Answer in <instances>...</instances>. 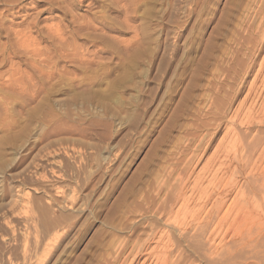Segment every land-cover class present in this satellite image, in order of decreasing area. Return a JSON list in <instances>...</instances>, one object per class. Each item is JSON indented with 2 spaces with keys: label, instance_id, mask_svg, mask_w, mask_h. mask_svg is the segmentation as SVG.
Here are the masks:
<instances>
[{
  "label": "rangeland",
  "instance_id": "1",
  "mask_svg": "<svg viewBox=\"0 0 264 264\" xmlns=\"http://www.w3.org/2000/svg\"><path fill=\"white\" fill-rule=\"evenodd\" d=\"M8 1L0 264H264V0Z\"/></svg>",
  "mask_w": 264,
  "mask_h": 264
},
{
  "label": "bare ground",
  "instance_id": "2",
  "mask_svg": "<svg viewBox=\"0 0 264 264\" xmlns=\"http://www.w3.org/2000/svg\"><path fill=\"white\" fill-rule=\"evenodd\" d=\"M11 1V3H12V0H10ZM10 1H8L9 3H10ZM16 1V0H15ZM15 1H13V3L15 2ZM5 2V1H4ZM7 2V1H6ZM63 2H64V0H63ZM3 3V2H2ZM26 3V2H25ZM66 3V2H65ZM1 4V3H0ZM4 4V3H3ZM12 5H15V3L14 4H12ZM53 5L54 4H50V8H49V10H51L52 9V7H53ZM63 5V4H62ZM61 5V6H62ZM68 5V4H67ZM31 6V5H30ZM29 6V7H30ZM18 7V6H17ZM59 7H60V5H59ZM65 7V6H64ZM65 8H67V6L65 7ZM62 9V8H61ZM13 10V9H12ZM63 10V9H62ZM67 10V9H66ZM17 11V10H16ZM62 13V12H61ZM68 13H69V11H68ZM18 14V13H17ZM25 15V14H24ZM32 15V14H31ZM30 15V16H31ZM69 15V14H68ZM70 15H72V14H70ZM93 15V14H92ZM1 16V15H0ZM33 16V15H32ZM31 16V18H34V16L32 17ZM39 16V15H38ZM74 15H72V17H73ZM24 18V17H23ZM30 18V19H31ZM35 18H36V16H35ZM56 18V17H55ZM1 19V18H0ZM5 19V18H4ZM22 19V18H21ZM29 19V18H28ZM27 19V20H28ZM71 19V18H70ZM73 19H74V17H73ZM76 19H78V18H76ZM75 19V20H76ZM101 19V18H100ZM9 20V19H8ZM34 20V19H33ZM60 20V19H59ZM72 20V19H71ZM5 21V20H4ZM10 21V20H9ZM8 21V22H9ZM21 21V20H20ZM26 21V20H25ZM31 21H32V19H31ZM30 21V22H31ZM73 22H74V20H72ZM78 21V20H77ZM8 22H6V23H8ZM12 22V21H11ZM28 22H29V20H28ZM56 22H57V24L55 25L54 24V26L53 27H50V25H49V27L47 28V25L46 24H44V25H46L45 27L47 28V29H45V31L47 30L48 32H50V33H54V34H56V33H59L61 30H60V26L58 25V20H56ZM2 23V22H1ZM15 23V22H14ZM42 23V22H41ZM55 23V22H54ZM76 23V22H75ZM77 23H79V22H77ZM24 24H26L27 25V23L25 22ZM63 24V23H62ZM10 25V24H9ZM74 25V24H73ZM6 26L7 25H5V28H6ZM41 26V25H40ZM52 26V25H51ZM66 26V25H65ZM20 27V29H22L21 27L22 26H19ZM24 27V26H23ZM3 28V27H2ZM33 28H36V22L35 21H33V22H31V23H29L28 24V26H27V28H26V26L24 27V29H26L25 31H27L28 29H29V31H31ZM66 28V27H65ZM69 28V27H68ZM19 29V31H20V33H17V30H13V31H16L15 32V34L13 35V36H16L15 38H13V39H15L16 40V38H18L17 39V43H15V40L13 41L15 44H16V46H18L19 48H18V50L20 51V48H21V50H22V48L23 49H25V48H28V51H29V48L31 49L30 50V52H26L30 57H32V56H34V57H36L35 59L37 60V62H35V63H39V64H47L46 66L48 67L49 65V67L46 69V70H44L43 68V70H41L40 68L42 67L41 65H40V68H38V67H35V66H30L29 64L26 66L28 69H29V71L25 74H23V73H21L20 71H19V68L18 69H16V70H13V71H11V72H13V73H11L10 74V77H9V82H7V83H5L6 85L5 86H9V87H13L14 85V87H17L18 85V89L19 88H22V85H28V84H30V86H31V88H32V92L30 93L31 94V96H32V99H33V97L34 96H36L40 91H43L42 90V88H39V86L38 87H36V85H38L37 84V82L39 83H41V79L42 78H44L45 79V82L47 83V82H49L50 80H52L53 82H54V76L55 75H58V74H54V73H56V72H60V71H57V66L58 67H60L59 65H57V61H58V58H59V55L57 54V47L61 44L59 41H60V39H59V41H58V39L56 40V42H57V44L58 45H56L57 47H54V49H52L53 47H51V50L49 49V51H48V49H46L47 51H48V53H42L43 52V50H42V48H41V50H39L40 48H39V46H38V48H36L37 46H35V39H33L31 36H30V34H32L33 35V33H30L29 31H28V33L27 32H23L24 30L22 29V32H21V30ZM67 29V28H66ZM3 30V29H2ZM35 30V29H34ZM33 30V31H34ZM44 30V29H43ZM43 30L42 29H40V28H36V34H39V35H42L44 32H43ZM68 30H70V28L68 29ZM67 30V31H68ZM5 30H3V32H4ZM9 31H10V29H9ZM12 31V32H13ZM64 31V30H63ZM62 31V32H63ZM5 32H7V31H5ZM4 32V33H5ZM11 32V31H10ZM61 32V33H62ZM95 32V31H94ZM17 33V34H16ZM35 33H34V35H35ZM68 33V32H67ZM75 33V32H74ZM96 33V32H95ZM7 33H5V35H6ZM8 34H11V33H8ZM13 34V33H12ZM11 34V35H12ZM45 34H48V33H45ZM65 34V33H64ZM57 36L59 35V34H56ZM77 35V34H76ZM7 36V35H6ZM38 36V35H37ZM48 37L49 36H51V35H47ZM56 36V37H57ZM66 36V35H65ZM64 35L62 36L63 38L65 37ZM68 36H69V33H68ZM3 37H5V36H3ZM8 37H9V35H8ZM35 37H36V35H35ZM41 37V36H40ZM45 37V36H44ZM54 35H53V39L54 38H56ZM61 37V38H62ZM75 37V36H74ZM73 37V38H74ZM263 37H264V35H263ZM11 38V37H10ZM37 38V37H36ZM51 38H52V36H51ZM2 39V38H1ZM67 39V38H66ZM5 40H6V38H5ZM63 40V39H62ZM61 40V42H63ZM65 40V39H64ZM12 41V40H11ZM11 41H9V42H11ZM49 41H50V37H49ZM8 42V43H9ZM38 42V41H37ZM51 44H52V39H51ZM65 42V41H64ZM6 43V42H5ZM43 43V42H42ZM42 43H40V44H42ZM49 43V42H48ZM55 43V42H54ZM68 43V42H67ZM66 43V44H67ZM13 44V43H12ZM11 44V45H12ZM14 44V45H15ZM8 45H10V44H8ZM10 45V46H11ZM50 45V44H49ZM64 46H67V45H64ZM69 46V45H68ZM67 46V47H68ZM3 47V46H2ZM13 46H11V47H9L10 49H12V50H15V51H18L17 50V48H12ZM41 47V46H40ZM5 48H6V46H5ZM4 48V49H5ZM4 49H1V51H3ZM63 49H65V48H63ZM68 49V48H67ZM26 50V49H25ZM25 50H23V52H25ZM5 51V50H4ZM9 51V50H8ZM19 51H18V53H19ZM46 51V52H47ZM10 52V51H9ZM22 52V53H23ZM7 53V52H6ZM25 53V54H26ZM73 53H74V51H73ZM78 53H80V52H78ZM8 54V53H7ZM17 53H15V52H10L8 55H6V54H4V52H3V54L0 56L1 58V60H0V67H4L5 66V64H6V61H7V59L8 58H13V57H15V55H16ZM60 54H64V53H61L60 52ZM78 55V54H77ZM80 55V54H79ZM16 56H18V55H16ZM21 56V55H20ZM64 56H66V54L64 55ZM26 57V55L24 56V58ZM42 57V59H38V58H41ZM74 57V56H73ZM29 58V57H28ZM64 58V57H63ZM66 58H67V56H66ZM56 59H57V61H56ZM71 59V61H72V58H70ZM32 60H33V58H32ZM65 60V59H64ZM251 60V59H250ZM12 61V60H11ZM11 61L9 62V63H11ZM27 61V60H26ZM33 61H35V60H33ZM75 61V60H74ZM74 61H72V63H75ZM76 61H77V58H76ZM24 62V61H23ZM32 62V61H31ZM78 62V61H77ZM76 62V63H77ZM85 62V61H84ZM83 62V63H84ZM27 63V62H26ZM34 63V64H35ZM14 63L12 62V65H13ZM33 64V62L31 63V65H34ZM9 65V64H8ZM16 65V64H15ZM23 65H24V63H23ZM22 65V66H23ZM38 65V64H37ZM45 66V65H44ZM46 66H45V68H46ZM84 66H86V65H84ZM19 67V66H18ZM15 68H16V66H15ZM59 70V69H58ZM264 71V70H263ZM15 76H19L18 78H14ZM54 77V78H53ZM53 78V79H52ZM93 80V79H92ZM61 81V80H60ZM43 82V81H42ZM59 82V80H57V83ZM50 83V82H49ZM51 84V83H50ZM49 84V85H50ZM21 86V87H20ZM26 86H25V88H26ZM42 87V86H41ZM52 87V86H51ZM50 87V89H52ZM24 88V87H23ZM28 88V87H27ZM5 89H7V87L5 88ZM47 89H49V88H46V91H47ZM49 89V90H50ZM21 90H23V89H21ZM30 90V89H29ZM29 90H27V91H29ZM13 91V90H12ZM15 91H16V89H15ZM19 91V90H18ZM26 91V89L24 90V92ZM26 91V94L28 93ZM20 92V91H19ZM44 92V91H43ZM42 92V93H43ZM50 92V91H49ZM58 92V91H57ZM41 93V92H40ZM61 93V92H60ZM39 95V94H38ZM27 97H28V95H27ZM41 97V96H40ZM35 99H36V97H35ZM34 99V100H35ZM46 100V99H45ZM33 101V100H32ZM44 101V100H43ZM40 102H42V101H40ZM45 102H47V101H45ZM38 104H40V103H38ZM39 107H37L36 109H38ZM36 111V110H35ZM29 113V112H28ZM175 188V187H174ZM12 200H11V202H10V204H9V208H10V215H12V214H14L15 212L13 211L14 210V205H15V197H13V198H11ZM183 201V200H182ZM188 214H189V212H188ZM242 215V214H241ZM168 216V215H167ZM166 218V217H165ZM11 219V218H10ZM171 220V219H170ZM239 220V219H238ZM9 222V221H8ZM7 225H9V226H11L12 225V219H11V221L9 222V223H7ZM11 231L13 232V230L11 229ZM170 236V235H169ZM185 236V235H184ZM53 237H55L56 238V236H53ZM54 238V240L56 241V239ZM185 238V237H184ZM50 240H51V238H50ZM53 240V239H52ZM51 240V241H52ZM54 241V242H55ZM57 242V241H56ZM167 242V241H166ZM54 244V243H53ZM49 247V246H48ZM140 248V246H138V249ZM51 249V248H50ZM49 251V250H48ZM141 251V250H140ZM125 252V251H124ZM138 253H139V251H137ZM166 252V251H165ZM117 257V256H116ZM136 257V256H135ZM113 259V258H112ZM115 259V258H114ZM133 259V258H132ZM131 259V260H132ZM166 259V258H165ZM116 262L118 263L119 262V257H117L116 259ZM166 261V260H165ZM116 263V264H117ZM109 264V263H108ZM122 264V263H121Z\"/></svg>",
  "mask_w": 264,
  "mask_h": 264
}]
</instances>
